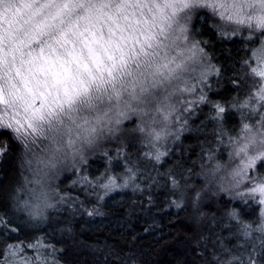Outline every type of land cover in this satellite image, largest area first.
<instances>
[{"label":"clouds","instance_id":"clouds-1","mask_svg":"<svg viewBox=\"0 0 264 264\" xmlns=\"http://www.w3.org/2000/svg\"><path fill=\"white\" fill-rule=\"evenodd\" d=\"M18 8L21 0H0V14L14 22L15 31L0 50L6 60L0 63V89L8 101L5 110H14L24 126L21 132L0 123V131L10 133L20 147L22 174L9 194L13 211L31 223L46 222L67 206L60 187L66 175L74 176L91 160L128 153L133 137L159 167L192 131L186 117L196 105L210 103L212 120L222 124L229 107L210 102L206 88H200L222 74L205 47L208 41L193 31L200 12L212 18L210 27L219 38H258V44L244 45L248 55L240 64L259 82L261 103L235 132L224 128L230 139L219 151L216 141L200 142L208 150L204 167L181 172L175 184L169 181L173 207L190 208L191 223L200 231L211 223L204 205L215 206L221 197L259 201L258 209L264 205L259 167L264 163V0H35L31 11L21 14ZM147 161L144 156L130 162L131 172L125 173L130 182ZM103 215V210L87 212L88 217ZM256 224L264 225V218L257 215L246 230L264 241V226L257 230ZM206 243V232L192 241L198 250ZM232 255V264H249L244 256Z\"/></svg>","mask_w":264,"mask_h":264},{"label":"trees","instance_id":"trees-1","mask_svg":"<svg viewBox=\"0 0 264 264\" xmlns=\"http://www.w3.org/2000/svg\"><path fill=\"white\" fill-rule=\"evenodd\" d=\"M211 23L212 18L206 12H200L193 24V31L198 38L208 41L205 45L207 51L212 54L213 61L221 65L222 74L214 79L207 91L209 101H222L229 109L221 117L222 124H216L212 120L214 110L210 103L196 107L195 116L189 120L192 131L183 137L179 147L172 149L165 163L156 168L150 162L142 163L141 166L147 168L146 171L143 169L144 175L135 180L138 188L135 192L121 193L109 199L103 196L102 200H87L83 192L88 189L92 196L98 193L95 187L97 183L94 182L100 183V178L104 177L99 175L101 170L107 174V166L114 164L122 152L106 160H91L85 172L92 179V186L65 191L74 197L75 203L81 204L80 207L68 203L67 210L72 213L69 222H63L58 227H29L33 224L13 211L9 204L12 187L22 174L17 167L20 147L10 133L0 131V264H10V258H14V264H232L233 253L244 255L250 261L257 259L259 252L260 264H264V241L260 239L259 250V244L255 245L257 241L253 244L243 241L241 235H234L245 221L252 223L241 206L224 197L215 206L213 203L205 204L204 208L211 213V223L197 231L191 223L190 208L176 209L173 207L175 195L162 191L168 180L177 183L181 172H195L198 166L204 167L203 152L208 150L201 149V141H216V150L219 151L226 139H230L225 129L235 132L241 116L245 118L247 112L251 111L249 105L247 110L235 105H242V98H246L252 85L258 83L255 78H249L248 72L240 64V59L248 55L244 45L247 43L250 48L259 42L258 38L256 42H247L242 37L230 40L219 38L216 30L210 27ZM231 112L235 114L232 118L235 124L229 118ZM137 146L133 137L128 143L127 150H132L129 157L134 159L138 156ZM220 158H225L223 151ZM98 160L101 166L96 164ZM259 167L264 171V163ZM174 170L176 176L172 175ZM145 180L149 182L145 184ZM150 182L151 190L146 192ZM196 183L201 182L198 180ZM84 202L87 205H83ZM82 206L87 211L90 208L93 211L103 210L105 215L88 217ZM233 207L238 208L239 212L231 211ZM243 214L245 221L242 219V223L236 217ZM230 228L234 229L232 235L227 231ZM203 232L207 233V243L198 250L193 247L192 241L199 239ZM37 247L45 250H38ZM43 255L46 260L40 261L39 257Z\"/></svg>","mask_w":264,"mask_h":264},{"label":"rangeland","instance_id":"rangeland-1","mask_svg":"<svg viewBox=\"0 0 264 264\" xmlns=\"http://www.w3.org/2000/svg\"><path fill=\"white\" fill-rule=\"evenodd\" d=\"M255 42H256V40H255ZM257 44H258V42H257ZM215 78L216 77L212 78L207 84L201 85L200 86L201 91L203 92L205 90V88L208 91V89L211 88V84H212V82L214 81ZM195 87L196 86L194 85L193 86V90L194 91H195ZM259 87H260L259 82L256 85H252V87L250 89V94L247 95L246 98L245 97L242 98L243 99L242 100V109L243 110H247L245 107H243V105H249L251 111L254 114H255L256 111L259 110L260 103H261L260 100H259V97H260L261 93H260V91L257 90V89H259ZM192 99H193V97L190 95L189 96V101H191ZM251 99H255L256 100V104L254 106L251 104ZM35 103L36 102H34V104ZM6 107H7V100L6 99L0 100V123H3L5 125L14 124L20 129L21 132H23L24 131V126L21 125L20 122L16 119V114H15L14 110L9 109V110L6 111L5 110ZM195 107H200V106L196 105ZM192 109H193V104L191 102H189L188 111H191ZM233 114L234 113H232V112L229 114V118L231 120H232V118L235 115V114L234 115ZM191 116H195V112L193 114H191L189 117H186V118L190 120ZM244 119L245 118L243 116H241V121H243ZM232 121L235 124V121L234 120H232ZM134 123H135V121L132 122V124H134ZM234 131H236V129ZM18 134L19 133H17V135ZM181 144H178L176 147H179ZM131 151L132 150L130 148L128 153H122L119 158L117 157V160H115L114 164H112V165L109 164L107 166V169L109 170L107 174L103 173L102 170H101V173L99 175H102L104 177L100 178L101 179L100 183L94 182L95 184L97 183L95 185V187H96V189L98 188L99 191H98V193L96 195L92 196L88 192V189H86L87 191L86 192L84 191L83 194H84V197L87 198V200H91L93 198H94V200H102L103 196H105V198L109 199V198H111L114 195H118V194H121V193L122 194L133 193L136 190H138V188L136 187L135 183L137 181V179H136L137 175L140 173L141 169L137 168L136 172L131 174V182H130L129 176L125 174V173L131 172L130 162L132 164L135 163V158L133 159V158L129 157L130 154H131ZM136 152L138 153L137 159H139V158L143 159L144 156H147L148 157V161L145 162V163H148V162L151 161V155L152 154L150 152H141V149H140L139 146H137ZM125 155H127L128 159H125ZM164 163H165V161H164ZM96 164L98 166L99 165L101 166V163H100L99 160H98V162ZM141 165H143V164H141ZM87 166L84 167L82 170L78 169L74 176H68V177L65 176L63 178V180L61 181L60 187H61V190L63 192V195H62L61 199L66 201L67 206L64 207L62 210H60L59 212L52 213L50 215L49 219L46 222H43V223H31V222H29L27 220L29 222V224H33V225H28L29 227H31V226L32 227L40 226L42 228H47V227H51V226L58 227L63 222H66V221L69 222V219H71L69 217L71 216L72 213L69 210H67V208H69L68 207V203H73V204H71V206L80 205V207H81V204L75 203L77 201H75V202L73 201L72 198H74V197L71 196L70 194H67V192H65V191H66V189L80 190V189H83L84 187L88 188V186H92V184H93V183H91L92 179H90L88 177V175H87L88 172H85V169L87 168ZM143 167H144V169L147 168L146 166H143ZM153 167L156 168L154 165H153ZM142 171H143V169H142ZM98 178H99V176H98ZM168 181H171V180H168ZM171 182L173 183L174 181H171ZM168 184L169 183H167L166 187L165 186L162 187V191H164L167 194L168 193L174 194L170 190ZM173 184H175V183H173ZM104 185H109V187L105 188ZM151 187H152V183L150 182L149 185L146 186V189H147L146 192L147 191L150 192ZM141 193H142V189H141ZM232 203H236V202L233 200ZM236 204L241 206L243 213H246L247 216H249V218L252 221V223L249 222V221H245L244 214H243V216L239 215L238 217H236L237 220L238 221H243L244 220L245 224H241L239 226L241 232L238 229L239 232L238 231L235 232L234 235H236V236H240L241 235L243 237V239H242L243 241H249L251 243L257 241L255 243V245L259 244L258 247H259V250H260V237L259 236L253 237L251 231H248L246 229H247V226L249 224H255L257 215H259L260 218H264V205H260L259 209H258L257 205L259 204V201H254L253 203L249 204L246 200L242 201V202H237ZM83 205H87V204L84 202ZM78 207L79 206H77L76 208H78ZM81 209H83L84 213L87 215V212H88L87 208L82 206ZM35 224H36V226H35ZM68 225H69V223H68ZM255 226H256V229L258 230L264 225L256 224ZM67 230L69 231V228ZM227 231L230 232L231 235H232L233 232H234V229L230 228ZM59 234H61V233H59ZM61 235H59V236H61ZM245 237H248V238H245ZM242 244H243V246H246L245 243H242ZM34 245H38L39 246L38 243H35ZM37 249L41 250V249H44V248L43 247H37ZM238 251H240V249H238ZM256 251H257V249H256ZM244 253L245 252H242V254H244ZM39 258H40L39 259L40 261L46 260V257L44 255L39 257ZM12 259H14V258H10V260H9L10 264H14L16 262V261H13ZM52 260H53V258L50 259V261H52ZM38 263H39V261H38ZM249 264H260V252H259L258 258L255 259V260H250Z\"/></svg>","mask_w":264,"mask_h":264},{"label":"snow or ice","instance_id":"snow-or-ice-1","mask_svg":"<svg viewBox=\"0 0 264 264\" xmlns=\"http://www.w3.org/2000/svg\"><path fill=\"white\" fill-rule=\"evenodd\" d=\"M34 3H35V0H21V8H18L17 12L23 14V9H27L28 11H31ZM63 7L67 9L69 5L64 4ZM14 35H15L14 22L12 20L5 19L4 16L0 14V50H2L3 41L6 38H9V39L12 38ZM0 63H6V60H4L3 58H0ZM17 75H19V73H17ZM3 99L4 98L2 95V89H0V100H3ZM37 111L39 110L37 109ZM30 126L31 125H29V127ZM104 187L108 188L109 185H104ZM260 191L264 192V188H261Z\"/></svg>","mask_w":264,"mask_h":264}]
</instances>
